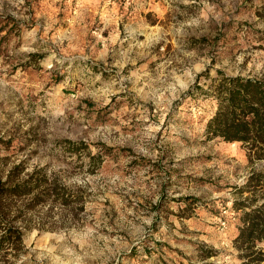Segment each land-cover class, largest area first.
I'll list each match as a JSON object with an SVG mask.
<instances>
[{"label":"rangeland","instance_id":"obj_1","mask_svg":"<svg viewBox=\"0 0 264 264\" xmlns=\"http://www.w3.org/2000/svg\"><path fill=\"white\" fill-rule=\"evenodd\" d=\"M262 6L0 0V175L23 161L75 200L13 202L0 264H242L264 159L205 129L220 72L264 79Z\"/></svg>","mask_w":264,"mask_h":264},{"label":"trees","instance_id":"obj_2","mask_svg":"<svg viewBox=\"0 0 264 264\" xmlns=\"http://www.w3.org/2000/svg\"><path fill=\"white\" fill-rule=\"evenodd\" d=\"M258 15L264 17V0ZM220 75L211 84L217 111L207 123L206 135L208 138L221 137L230 142H242L248 145L250 158L264 159V79L225 76L223 72ZM58 145L68 152L87 148L84 142L70 139L61 140ZM95 158L92 156V160ZM24 172L21 161L9 170L5 179L0 175V222L3 226L0 230V254L22 245L21 230L9 220L13 202L28 200L31 205H36L48 197H54L62 204L75 201L70 200L71 194L56 181L51 186L43 168L36 167L32 172ZM259 174L256 182L261 184L264 177L261 172L252 173L249 181L253 182ZM253 205L250 203L251 209L245 212L244 226L236 238L238 248L245 250L242 264H261L264 260L263 249H258V244L264 242V202L259 206Z\"/></svg>","mask_w":264,"mask_h":264}]
</instances>
